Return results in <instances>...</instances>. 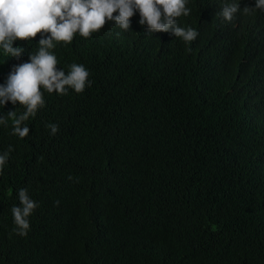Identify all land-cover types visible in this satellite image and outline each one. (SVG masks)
<instances>
[{
  "label": "trees",
  "instance_id": "16d2710c",
  "mask_svg": "<svg viewBox=\"0 0 264 264\" xmlns=\"http://www.w3.org/2000/svg\"><path fill=\"white\" fill-rule=\"evenodd\" d=\"M217 2L188 0L190 44L146 33L135 13L117 44L77 34L51 50L92 84L44 90L23 139L11 119L0 125V153L14 149L0 175V264H264V12L226 26ZM38 41H15L19 60L0 49V84ZM21 188L39 204L24 237L11 213Z\"/></svg>",
  "mask_w": 264,
  "mask_h": 264
},
{
  "label": "clouds",
  "instance_id": "9594fccd",
  "mask_svg": "<svg viewBox=\"0 0 264 264\" xmlns=\"http://www.w3.org/2000/svg\"><path fill=\"white\" fill-rule=\"evenodd\" d=\"M241 2H243L241 0ZM256 11L264 12V0H255L253 7H239V0H218L214 14L222 25L231 22L237 13L252 15ZM191 10L188 0H0V49L7 57L20 59L24 48L13 47L17 40L31 43L39 34V48L35 54L29 53L28 61L13 64L3 84H0V108L7 103L24 107L22 114L9 111L0 115V125L8 126L12 120V135L23 139L30 129L25 125L30 117L45 107L44 90L49 94L67 95L69 89L77 94L90 87V72L83 64L72 63L69 71L58 69L59 61L52 49L63 42L71 44L74 37L90 39L92 35L102 33L108 43L117 44L120 36L132 26H147V32L170 33L190 44L199 35L197 29L186 26L183 20ZM139 13L137 22L130 19ZM181 18L182 24L177 20ZM191 52V48L186 49ZM50 134L55 135L59 126L46 125ZM14 149L0 153V175ZM69 180L73 177L69 176ZM19 206H13L11 213L16 235L24 237L30 230L29 217L39 204L31 199L27 188L18 190ZM59 205V201L55 202Z\"/></svg>",
  "mask_w": 264,
  "mask_h": 264
}]
</instances>
